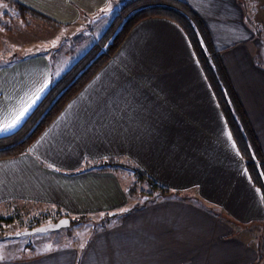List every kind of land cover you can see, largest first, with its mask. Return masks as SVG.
Segmentation results:
<instances>
[{"label":"crops","instance_id":"0c3cea01","mask_svg":"<svg viewBox=\"0 0 264 264\" xmlns=\"http://www.w3.org/2000/svg\"><path fill=\"white\" fill-rule=\"evenodd\" d=\"M14 1L28 11L13 20L21 32L35 24L40 32L56 28V38L43 51L0 59V127L47 84L0 136L16 130L52 81L99 40L124 0ZM185 1L222 52L264 151L262 23L255 25L244 0ZM252 1L264 23V0ZM6 4L3 18L12 11ZM73 38L80 40L74 50ZM111 157L143 169L170 193L147 200L152 191L142 181L147 197L130 207L136 172L125 171L127 164L94 165ZM12 208L48 223L69 216L70 230L36 238L31 251L0 253V264H264L262 195L186 32L165 17L138 23L27 152L0 158V222H13L2 218Z\"/></svg>","mask_w":264,"mask_h":264},{"label":"trees","instance_id":"16d2710c","mask_svg":"<svg viewBox=\"0 0 264 264\" xmlns=\"http://www.w3.org/2000/svg\"><path fill=\"white\" fill-rule=\"evenodd\" d=\"M247 1L244 0V5ZM0 2L9 3L12 10L5 12V19H22L28 13L27 9L19 10L20 5L14 0H0ZM151 17L168 18L179 24L186 32L232 131L237 147L245 160L250 178L264 200L262 145L229 75L222 52L215 46L203 18L185 0H124L99 40L59 78L52 81L46 94L16 130L0 136V158L13 157L27 152L65 106L117 53L132 29L142 20ZM0 27L5 30L12 29L10 24L2 19H0ZM99 164L115 167L124 162L120 158L111 157L94 165ZM132 168H135L140 180L146 182L151 188L152 192L147 193V200L170 193V188L157 182L143 169L135 166ZM136 191L137 187L132 185L130 193ZM81 219H73L72 222ZM33 227L35 226L30 228Z\"/></svg>","mask_w":264,"mask_h":264},{"label":"rangeland","instance_id":"374dc122","mask_svg":"<svg viewBox=\"0 0 264 264\" xmlns=\"http://www.w3.org/2000/svg\"><path fill=\"white\" fill-rule=\"evenodd\" d=\"M248 9L250 12V18L255 21V25L260 24L261 26V35L264 36V23L263 22H257L259 18H256V10H255V4L252 0H248ZM261 3V2H260ZM264 8V7H263ZM2 9H8V6L6 3L0 2V10ZM259 11V10H258ZM0 18L4 22H8L10 24V27L14 29L13 33H6L5 30H3V41L5 42L4 49L0 53V59L1 61H4L8 58H10L11 54L13 53H21V54H29V53H36L43 51L44 49H47L49 46V43L52 41V39L56 38V28L48 27L46 32H40L41 27H34L35 24H31V28L27 29L26 24L24 26L26 29H23V32H21V29L17 28L19 27V24L17 22H14L12 19H5L2 16ZM55 34V36L52 38V35ZM70 41V40H69ZM80 40L72 39L73 42V50L75 49V45ZM15 56V55H14ZM125 162V161H124ZM129 165L131 168L130 170L125 171H132L131 176L133 177L135 168H132V164L129 162H125L124 165ZM123 165V166H124ZM123 169V168H122ZM134 171V172H133ZM137 175V174H136ZM132 182L135 187L138 189V193H136L134 196H132L129 206L133 207L135 205L142 204L146 199V194L140 191L142 188L148 189L147 184L143 183L140 180V177L137 175L136 179H133ZM140 192V193H139ZM36 209V208H34ZM32 208H29V210H34ZM2 218L5 219H13V222H0V236H3L2 240H0V253L1 254H13L12 252H16L19 250H34L36 249L37 242L33 241L36 238H43L50 234H53L54 232H69L70 229L68 228H62L57 231H48V232H35L31 234H24L16 236V234L26 231L28 227L31 226H40L47 224L48 220H46L43 217L37 216H24L22 214H19L15 209H9L6 211L5 215L2 216ZM37 218V220H34ZM54 219V218H53ZM41 223V224H40ZM33 227V228H35ZM22 229L21 231H18ZM10 233H13V236L10 235ZM15 235V236H14ZM33 243V244H32Z\"/></svg>","mask_w":264,"mask_h":264},{"label":"water","instance_id":"95a60500","mask_svg":"<svg viewBox=\"0 0 264 264\" xmlns=\"http://www.w3.org/2000/svg\"><path fill=\"white\" fill-rule=\"evenodd\" d=\"M71 225V218L69 216H63L57 221L47 223L45 225H40L35 228L28 229L26 231H22L18 233V235L21 234H30L35 232H47L52 230H58L64 227H68Z\"/></svg>","mask_w":264,"mask_h":264},{"label":"snow or ice","instance_id":"6c2138e0","mask_svg":"<svg viewBox=\"0 0 264 264\" xmlns=\"http://www.w3.org/2000/svg\"><path fill=\"white\" fill-rule=\"evenodd\" d=\"M53 46H55V44ZM45 87H47V84L37 89V92L33 94V98L31 99V102L27 104V106L23 107L10 123H6L3 125V127H0V131H6L10 128L15 127L19 123V121L25 116V114L29 111L32 105L36 103V100L39 99V93L43 92ZM50 167H52V165H50Z\"/></svg>","mask_w":264,"mask_h":264}]
</instances>
